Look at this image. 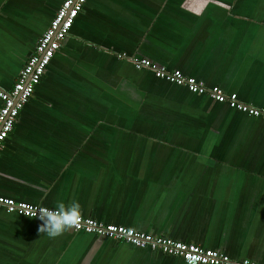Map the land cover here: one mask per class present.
I'll list each match as a JSON object with an SVG mask.
<instances>
[{
	"label": "crops",
	"instance_id": "obj_1",
	"mask_svg": "<svg viewBox=\"0 0 264 264\" xmlns=\"http://www.w3.org/2000/svg\"><path fill=\"white\" fill-rule=\"evenodd\" d=\"M64 0H0L10 89ZM264 106V0H87L0 150V197L264 264V123L137 71ZM0 211V264H185Z\"/></svg>",
	"mask_w": 264,
	"mask_h": 264
},
{
	"label": "built area",
	"instance_id": "obj_2",
	"mask_svg": "<svg viewBox=\"0 0 264 264\" xmlns=\"http://www.w3.org/2000/svg\"><path fill=\"white\" fill-rule=\"evenodd\" d=\"M86 1L64 0L47 29L38 38L34 51L27 58L13 86L8 90L0 87V150L12 133L20 112L46 74L54 54L68 37L70 29L82 12ZM118 58L130 60L137 71L147 70L158 80L185 88L191 94L224 104L231 110L264 123V106L257 107L246 104L240 101L235 93H226L218 86L208 87L203 82L185 76L178 70L159 68L146 59H128L125 54L119 55ZM41 208L45 207L0 197V211L10 215L39 220V209ZM72 231L178 258L185 264H258L248 259L233 260L219 251L202 249L195 244L177 242L163 236L142 233L123 226L103 225L90 218L82 217L80 227Z\"/></svg>",
	"mask_w": 264,
	"mask_h": 264
},
{
	"label": "clouds",
	"instance_id": "obj_3",
	"mask_svg": "<svg viewBox=\"0 0 264 264\" xmlns=\"http://www.w3.org/2000/svg\"><path fill=\"white\" fill-rule=\"evenodd\" d=\"M38 219L42 221L39 233L46 234L50 238H57L66 231L78 229L82 221L81 205L77 201L69 204L57 202L53 209H39Z\"/></svg>",
	"mask_w": 264,
	"mask_h": 264
},
{
	"label": "water",
	"instance_id": "obj_4",
	"mask_svg": "<svg viewBox=\"0 0 264 264\" xmlns=\"http://www.w3.org/2000/svg\"><path fill=\"white\" fill-rule=\"evenodd\" d=\"M172 85V84H171ZM187 91V90H186ZM188 92V91H187ZM189 93V92H188ZM189 94H191V93H189ZM191 95H194V94H191ZM196 96V95H195ZM227 107V106H226ZM227 109H229L228 107H227ZM229 110H231V109H229ZM233 112H236V111H234V110H232ZM238 113V112H237ZM240 114V113H239ZM241 115H244V114H241ZM244 116H246V115H244ZM248 117V116H247ZM253 119V118H252ZM5 213V212H4ZM14 216H17V215H14ZM17 217H21V216H17ZM22 218H24V217H22ZM72 231V230H71ZM93 236V235H92ZM107 240V239H106ZM129 246V245H128ZM131 247V246H130ZM133 248V247H132ZM135 249H137V248H135ZM149 251V250H148Z\"/></svg>",
	"mask_w": 264,
	"mask_h": 264
},
{
	"label": "trees",
	"instance_id": "obj_5",
	"mask_svg": "<svg viewBox=\"0 0 264 264\" xmlns=\"http://www.w3.org/2000/svg\"><path fill=\"white\" fill-rule=\"evenodd\" d=\"M230 111H232V110H230ZM27 219V218H26ZM32 220V219H31ZM102 239H104V238H102ZM134 248V247H133ZM162 255V254H161ZM163 256H165V255H163ZM167 257V256H166Z\"/></svg>",
	"mask_w": 264,
	"mask_h": 264
}]
</instances>
